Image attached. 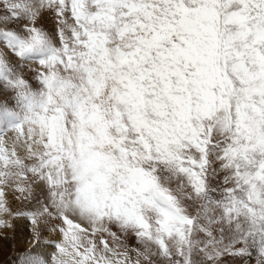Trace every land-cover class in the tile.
<instances>
[{"label":"snow or ice","instance_id":"6c2138e0","mask_svg":"<svg viewBox=\"0 0 264 264\" xmlns=\"http://www.w3.org/2000/svg\"><path fill=\"white\" fill-rule=\"evenodd\" d=\"M20 216L21 264H264V0H0Z\"/></svg>","mask_w":264,"mask_h":264},{"label":"bare ground","instance_id":"6f19581e","mask_svg":"<svg viewBox=\"0 0 264 264\" xmlns=\"http://www.w3.org/2000/svg\"><path fill=\"white\" fill-rule=\"evenodd\" d=\"M12 206L14 210L23 209L24 211H30L34 207V206L26 207L21 201H12ZM29 220L31 219L28 216H20L12 220V227L6 228L7 234L5 236V239L7 240L8 245H11V247L13 246L10 252L13 254L12 259L14 260L13 261L14 264H21V259H19V256L23 255L24 253H22L20 249L24 247L22 249H24L25 252L26 249L29 247V241L31 240L32 237V227H33L31 223L29 224ZM47 237L49 238L56 237L60 239L57 233L51 231H45L44 239L46 240ZM127 244L129 248H136L138 246L137 241L131 235L127 237ZM50 250L55 251L51 247ZM16 252L18 253L17 257H16ZM250 264H254V259L253 261L250 262Z\"/></svg>","mask_w":264,"mask_h":264},{"label":"rangeland","instance_id":"374dc122","mask_svg":"<svg viewBox=\"0 0 264 264\" xmlns=\"http://www.w3.org/2000/svg\"><path fill=\"white\" fill-rule=\"evenodd\" d=\"M30 223H31V220H29V224ZM6 234H7V229L6 228H0V264H14V262H13L14 260L12 259L13 254L10 252V250L13 246L11 247V245L7 244V240L5 239ZM58 239L59 238H56V237H50V238L47 237L46 238V240L50 241L52 245L59 242ZM22 248H24V247H22ZM22 248L20 250L22 253H24V249H22ZM51 248L54 249V247H51ZM14 255H15V253H14ZM17 255H18V253L16 252V257H17ZM22 256L23 255L19 256V259H21Z\"/></svg>","mask_w":264,"mask_h":264}]
</instances>
